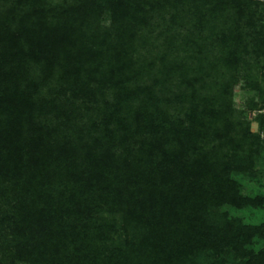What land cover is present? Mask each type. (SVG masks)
<instances>
[{"label":"trees","instance_id":"trees-1","mask_svg":"<svg viewBox=\"0 0 264 264\" xmlns=\"http://www.w3.org/2000/svg\"><path fill=\"white\" fill-rule=\"evenodd\" d=\"M167 17L207 29L216 74L264 58L260 0H0V264H264L263 229L216 214L240 205L223 142L264 147L229 85L210 108L115 65Z\"/></svg>","mask_w":264,"mask_h":264},{"label":"rangeland","instance_id":"rangeland-1","mask_svg":"<svg viewBox=\"0 0 264 264\" xmlns=\"http://www.w3.org/2000/svg\"><path fill=\"white\" fill-rule=\"evenodd\" d=\"M51 1L57 3L61 0ZM109 23L110 19L105 15L103 24ZM191 30L196 29L193 21L188 18L185 21L181 18L174 21L169 17L152 21L139 32L131 51H127L129 56L123 49L120 51L119 62L115 65L128 60L129 64L133 62V67L137 68V73L130 78L132 81H128V77L132 75L121 76V79L132 87L139 83L145 89L151 88L157 97L168 91L174 95L183 94L189 99L195 98L194 103L211 102L210 108L216 107V92L224 96V87L228 84L229 96H224V101L231 102L233 106L234 114L230 121L247 122L252 133L260 132L256 118L258 111L255 108L264 103V58L259 62L251 60L250 64L239 66L235 72L222 70L216 74V67L213 65L216 63V48L212 44L216 41L212 40L207 29L202 36L192 34ZM114 43L119 44L116 41ZM230 77L234 79L231 82ZM217 78L223 84H217ZM188 103L184 102L185 105H189ZM229 129L231 135H234L235 130ZM239 138L236 136L234 141L226 140L223 144L231 165L235 166L228 176L232 182L228 186L238 197L240 205L224 198L217 207L216 214L219 218L227 214L228 218H238L243 223L261 227L264 231V147L256 144L252 150L241 152L238 148ZM237 162L240 164L238 168ZM243 198H258L262 202L245 203ZM254 243L256 249L263 247L264 235Z\"/></svg>","mask_w":264,"mask_h":264},{"label":"built area","instance_id":"built-area-1","mask_svg":"<svg viewBox=\"0 0 264 264\" xmlns=\"http://www.w3.org/2000/svg\"><path fill=\"white\" fill-rule=\"evenodd\" d=\"M260 113L264 116V109H262V110L260 111ZM260 134H261V136L264 138V127H263V129L260 131Z\"/></svg>","mask_w":264,"mask_h":264}]
</instances>
